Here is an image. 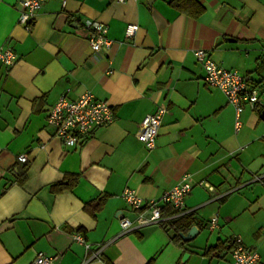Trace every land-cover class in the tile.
<instances>
[{
	"label": "crops",
	"instance_id": "crops-1",
	"mask_svg": "<svg viewBox=\"0 0 264 264\" xmlns=\"http://www.w3.org/2000/svg\"><path fill=\"white\" fill-rule=\"evenodd\" d=\"M195 1L197 15L190 0H45L26 30L20 1L0 0V50L17 54L0 65V264H33L39 252L50 264H230L237 239L264 262V0ZM86 19L112 40L97 58ZM197 49L258 89L262 104L244 105L237 130L234 107L203 81ZM65 92L107 102L112 121L64 145L46 114ZM158 106L166 111L148 149L136 133ZM184 174L196 236L172 240L169 218L136 225L124 189L156 199ZM121 217L132 228L122 231Z\"/></svg>",
	"mask_w": 264,
	"mask_h": 264
},
{
	"label": "built area",
	"instance_id": "built-area-1",
	"mask_svg": "<svg viewBox=\"0 0 264 264\" xmlns=\"http://www.w3.org/2000/svg\"><path fill=\"white\" fill-rule=\"evenodd\" d=\"M22 9L18 15V23L26 30H29L35 15L42 8L45 0H19ZM65 2V0H62ZM124 2L126 0H116ZM83 26L87 30V40L95 58L99 57L102 47L111 45L112 40L107 37V27L105 24L86 19ZM136 25L128 24L125 35L132 37L136 33ZM194 57L201 64L204 75L203 81L211 88L220 90L226 97L227 102L234 107L235 121L234 127H240V113L244 105L255 107L262 104L258 89L250 85L246 77L234 69H225L215 63L202 49L194 51ZM17 59V54L9 49L0 50V65L11 67ZM166 111L164 106H158L154 112L144 116L136 133L137 139L148 149L155 146L161 118ZM112 121V110L110 105L96 99L90 92H84L75 98H69L67 93L61 94L46 114V125L53 129L54 135L66 146H74L80 139L90 136L92 131L99 126ZM20 162H26L25 154L18 157ZM189 175L181 176L178 183L170 189L164 191L159 198L144 200L135 191L124 189L121 197L132 210L137 212L136 225L142 226L150 223L161 222L172 216L185 214L183 199L191 189ZM164 206H168L173 214L163 217L161 212ZM171 216V217H170ZM217 217L213 216L209 220V228L216 225ZM119 224L122 231L132 228V223L127 217H121ZM74 239L82 243L89 249V243L79 234H74ZM101 246H98L93 256L99 253ZM230 264H264L256 250L249 248L237 239L230 246ZM54 256H48L39 252L35 255L33 264H50Z\"/></svg>",
	"mask_w": 264,
	"mask_h": 264
},
{
	"label": "trees",
	"instance_id": "trees-1",
	"mask_svg": "<svg viewBox=\"0 0 264 264\" xmlns=\"http://www.w3.org/2000/svg\"><path fill=\"white\" fill-rule=\"evenodd\" d=\"M182 0H175V3H178L180 6V2ZM192 2V4L194 5V14L197 15L198 13H200L202 11V7L195 1V0H190ZM68 184H66L65 182H62L60 184H58L59 189H62L63 187H66ZM162 216H167V215H171L173 214V212L167 208V207H163L162 212H161ZM192 223V216L191 214H181L179 216H177L176 218H169L167 219L164 223H162V226L164 227V229L167 232L171 233V238L172 240L181 243V237H180V233H185L190 225ZM219 246H221L220 244H218L217 246L210 248L208 251H219Z\"/></svg>",
	"mask_w": 264,
	"mask_h": 264
},
{
	"label": "water",
	"instance_id": "water-1",
	"mask_svg": "<svg viewBox=\"0 0 264 264\" xmlns=\"http://www.w3.org/2000/svg\"><path fill=\"white\" fill-rule=\"evenodd\" d=\"M260 118L262 120H264V110H262L260 112ZM197 232H198L197 227L193 225V226L190 227L189 231L186 234L180 233L181 240L183 242L184 241H189V240L193 239L196 236Z\"/></svg>",
	"mask_w": 264,
	"mask_h": 264
}]
</instances>
